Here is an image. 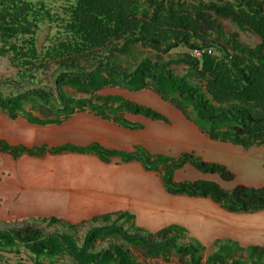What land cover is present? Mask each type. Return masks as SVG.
I'll return each instance as SVG.
<instances>
[{
	"label": "trees",
	"instance_id": "16d2710c",
	"mask_svg": "<svg viewBox=\"0 0 264 264\" xmlns=\"http://www.w3.org/2000/svg\"><path fill=\"white\" fill-rule=\"evenodd\" d=\"M56 1L62 3L61 15L53 14L44 0H0V58L16 70L13 77H0V85L21 87L37 73L56 66L55 95L39 89L9 96L0 93V113L8 119L20 118L34 126L60 125L86 111L130 130L139 126L127 122L124 114L166 123L149 107L100 94L106 89L150 90L208 139L243 149L264 147V0ZM217 20L230 21L240 33H253L259 43L242 45L237 33L225 32ZM43 25L53 28L54 34L39 48ZM178 48L184 52L169 57ZM121 59L129 62L127 69L121 67ZM178 67L181 75L174 72ZM64 89L81 97L68 96ZM0 153L15 160L70 153L93 155L105 163L114 157L124 163L135 161L155 173L169 195L210 200L231 214L264 212V185H236L226 191L207 180L175 182L174 172L185 165L223 181L235 179L225 166L204 162L191 153L174 159L140 148L126 154L97 144L26 148L1 140ZM19 223L16 229L0 230V261L13 254L17 264H23L19 252L23 249L31 264H59L64 259L71 264H138L133 251L161 259L163 264L169 257L180 264H264V246L244 248L232 240L214 242L203 259L207 248L195 240L185 243L184 228L169 225L149 233L136 226L135 216L128 212L77 224L56 218ZM34 223L65 231L45 234ZM83 226L91 228L77 239L74 234ZM104 240L109 245L96 249Z\"/></svg>",
	"mask_w": 264,
	"mask_h": 264
},
{
	"label": "crops",
	"instance_id": "0c3cea01",
	"mask_svg": "<svg viewBox=\"0 0 264 264\" xmlns=\"http://www.w3.org/2000/svg\"><path fill=\"white\" fill-rule=\"evenodd\" d=\"M144 91L153 93L150 90L139 92ZM113 95L149 107L164 116L167 122L124 114L123 118L127 122L139 126V129L130 130L82 111L71 115L60 125L34 126L20 118L10 120L0 113V140L10 146L26 148L43 145L49 148L63 145L86 147L97 144L104 150L126 154L140 148L150 155L170 158L174 157H171L173 155L168 151L178 150L179 156L191 153L204 162L225 167L228 162L233 161L231 168L237 160L260 158L261 153H264V149L260 150L264 147L243 149L208 139L180 111L156 94L162 102L148 96L151 100L148 105L122 93ZM175 124H179L182 129H178ZM169 130L175 131L174 138L169 136ZM223 159L225 160L221 161ZM186 166L188 165L182 169ZM0 167V204L5 206L7 214L19 216L18 219L0 215V223L23 221L25 219L21 213H39L41 217L31 218H56L71 224L117 212H128L134 215L136 220L137 206L151 203L166 211L177 209V205L185 202V199H199L166 196L167 193L164 191V195L160 188H157L154 194L152 187H159L158 176L145 171L138 162L124 163L117 157L110 158L105 163L93 155L70 153L38 158L23 156L16 160L4 155ZM178 171L174 172V179ZM261 184L253 186L259 188L264 185ZM227 216L238 218L249 215L227 213ZM225 239L232 240L244 248L249 246L244 243V237L241 235L233 233ZM8 256L4 255L0 264H9ZM14 261L17 264V258Z\"/></svg>",
	"mask_w": 264,
	"mask_h": 264
},
{
	"label": "rangeland",
	"instance_id": "374dc122",
	"mask_svg": "<svg viewBox=\"0 0 264 264\" xmlns=\"http://www.w3.org/2000/svg\"><path fill=\"white\" fill-rule=\"evenodd\" d=\"M46 4H49L52 7L53 14L61 15L62 14V3L61 1H54V0H44ZM159 1V0H157ZM223 30L227 33H237L238 41L245 46L253 47L257 43H259V38L255 36L253 33H240L236 29V27L228 20H217ZM54 30L50 26L43 25L38 33V47L41 48L47 42V39L53 36ZM184 51L182 49H175L172 50L169 54V57L175 58L177 55H180ZM145 56H150L148 51H145ZM167 56H163L162 59L165 61L167 60ZM122 68H128L129 62L121 59L120 60ZM51 65V64H50ZM55 70L56 66L51 65L47 70L41 71L37 73L35 78L32 79L30 82L23 83L21 87H7L0 85V93L3 96L9 95H16L18 93L27 91V90H34L39 89L55 95V88H54V77H55ZM174 72L178 75L182 74V68H175ZM16 74V70L10 65L6 58H0V77H13ZM65 93L68 96L79 98L80 95H76L72 90L64 89ZM115 93H122L125 96H131L136 100H140L147 105L151 103V100L148 96L152 97L154 100L160 99L155 95V93L151 92H136V93H128V92H120L116 89H106L102 91L100 94L104 95H113ZM162 102V101H160ZM33 115H37L33 113ZM178 129H182L179 124H175ZM174 130H169V136L174 138ZM223 146V145H218ZM264 148L260 149L263 150ZM169 153H172L174 158L179 156L178 150H169ZM4 155L0 154V162L3 161ZM225 159L221 160L224 161ZM233 161L228 162L226 168L235 176L233 181H223L217 175L211 174H200L196 170L192 169L189 166H186L181 171L175 173V182H184V181H196V180H207L217 183L222 189L226 191H231L236 185H243L246 187H253L255 184L264 183V153H261L260 158H251L247 161L237 160L233 168H231ZM1 168V167H0ZM1 179V177H0ZM2 182L0 181V185ZM159 187H152L153 193L157 192V188L162 190L164 194V190L160 182L158 183ZM261 184V185H262ZM1 186H0V193H1ZM166 193V192H165ZM165 195V194H164ZM166 196H170L167 194ZM171 198V197H169ZM163 201V200H162ZM185 202L182 204L177 205V209H168L166 211L159 205L155 206L154 204H143L142 206H137L135 210L136 226L146 230L149 233H155L160 229L167 227L169 225H177L184 228L187 233L188 237L184 240L187 243L188 239L190 241H197L202 246L207 248V251L203 253V259H205L210 253V247L216 241H226L228 236L232 235H241L244 237V243H248L246 245L249 246H264V212L259 213L257 215H249L243 217H228L227 213L221 209L217 204H214L210 200L206 199H185ZM20 202H22L20 200ZM5 206L0 204V215H9L4 210ZM190 209V210H188ZM181 211V213H178ZM23 219L30 220L35 219L36 217H41L42 215L39 213L28 214V213H21L20 214ZM37 215V216H34ZM225 215V216H224ZM227 216V217H226ZM13 218H18L19 216H12ZM35 217V218H31ZM19 219V218H18ZM24 221V220H23ZM21 221L15 222H1L0 223V230H7L11 228H18L21 226ZM30 225H32L30 223ZM99 226L101 224H98ZM34 227L38 228L45 234H50L54 232H62L65 231L61 227L58 226H51L46 227L40 223H34ZM91 228V226H83L80 227L77 233L74 234L77 239H81L84 233ZM109 245V241L104 240L100 244H97L95 247L96 249H101L107 247ZM20 256L24 259L23 264H31V262L27 259V254L23 249H19ZM133 257L136 259L138 264H163L161 259H150L144 258L139 252L133 251ZM16 255H9L8 262L9 264H16L14 259ZM62 263L59 264H71L70 261L64 259L61 261ZM6 263V262H5ZM167 264H180L177 258L169 257Z\"/></svg>",
	"mask_w": 264,
	"mask_h": 264
}]
</instances>
